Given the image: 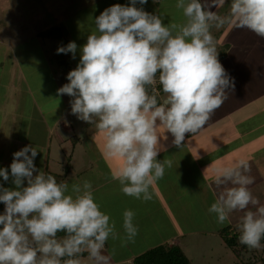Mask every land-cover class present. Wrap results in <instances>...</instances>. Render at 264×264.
Masks as SVG:
<instances>
[{"label":"clouds","instance_id":"clouds-1","mask_svg":"<svg viewBox=\"0 0 264 264\" xmlns=\"http://www.w3.org/2000/svg\"><path fill=\"white\" fill-rule=\"evenodd\" d=\"M137 3L147 0L115 4L96 17L97 31L88 36L79 64L67 74L69 83L57 94L72 97L71 114L95 123L104 133L106 155L122 159L112 173L121 191L150 201L151 185L163 178L165 166H172L171 160L157 159L158 126L181 148L186 134L202 129L229 99V90L234 92V79L218 59L211 29L232 24L264 38V0H231L230 14L223 17L210 9L225 0H177L186 21L168 25L161 16L137 8ZM76 51L75 42L57 49L73 58ZM157 82L165 94L162 102ZM37 154L30 145L15 152L10 171L16 190L0 185V202L5 205L0 214V264H81L84 252L93 264H110L102 252L106 241L111 237L120 239L122 246L134 243L139 231L135 213L124 211L121 237L115 222L110 223L95 202L91 182L73 184L72 194H67V183H57L54 176L36 168ZM217 171L219 194L209 213L223 225L230 213L244 212L238 223L239 243L259 249L264 205L250 191L255 182L250 164L240 160ZM0 177L8 181V169L0 168ZM250 205L255 212L248 210ZM59 232L66 235L58 239Z\"/></svg>","mask_w":264,"mask_h":264},{"label":"crops","instance_id":"crops-1","mask_svg":"<svg viewBox=\"0 0 264 264\" xmlns=\"http://www.w3.org/2000/svg\"><path fill=\"white\" fill-rule=\"evenodd\" d=\"M147 2L144 9L149 10L150 14L161 16L164 25L185 23L183 10L176 7L177 0H147ZM201 2L203 3L204 0ZM230 5L231 0H225L222 6L212 7L210 10L222 17L228 16ZM59 25L50 26L44 31L40 30L39 35ZM211 32L218 59L228 75L234 79L235 89L234 92L229 90V99L202 129L194 134H186L181 148L172 144L174 138L171 133H168L163 126H158L160 153L157 159L172 161L170 168L165 166L163 178L155 181L150 187L156 194L155 211L158 212L174 198L177 200L178 193L186 198L187 210L199 205L204 211H208L219 194V189L215 185V178L219 174L217 170L233 167L240 160L250 164V174L255 177V182L249 186L250 191L259 201V205H264V38L247 28H237L232 24H225L220 29L212 28ZM60 36L48 37L54 39ZM22 74L25 75L24 72ZM24 75L22 79L25 83L17 85L12 90L10 95L12 103L6 108L0 106V153L2 154H0V168L8 169L9 172V180L3 187L16 189L11 177L10 165L13 154L25 146L35 147L41 153L34 159L38 170L45 173L50 170L55 135H57V144L63 147L65 154L67 136L72 142L73 136L77 137L74 151L76 150L79 155L81 153L78 145L81 144L82 147L84 142L87 144L85 149L87 155L83 153L86 166H82V169L75 173L72 172L73 154L70 158V172L64 183L82 185L87 180L92 184L93 194L101 187L105 188L112 184L115 181L112 179V173L122 165V159L106 155L104 133L98 130L95 123L81 121V126H78L70 120L64 121L71 109L57 115L54 121L50 120L48 114H45L49 111L40 108L34 98L30 100L33 94ZM26 91L30 97L24 99L21 104V96H24ZM164 98L165 94L162 91L158 96V102H162ZM78 132H81V137L78 136ZM40 159L41 163L38 166L36 163ZM89 170L101 174L105 172V174L100 179H93L88 175ZM36 174L38 173L34 172L33 175ZM23 186H27L26 180ZM152 192L151 200L155 198ZM68 194H72L71 191ZM120 194L122 195L120 198L127 199L124 193ZM97 197L101 199L100 196ZM130 199L132 197L128 198L127 205ZM99 205L101 206L100 203ZM248 210L255 212L256 208L250 205ZM243 215L242 211H234L229 214L227 223L238 224ZM133 257L131 259L134 260Z\"/></svg>","mask_w":264,"mask_h":264},{"label":"rangeland","instance_id":"rangeland-1","mask_svg":"<svg viewBox=\"0 0 264 264\" xmlns=\"http://www.w3.org/2000/svg\"><path fill=\"white\" fill-rule=\"evenodd\" d=\"M115 4L130 6V0H0V106L6 108L12 103V90L25 83L22 79L24 72L33 96L30 97L26 91L24 96H21V104L28 96L30 100L34 98L40 108L49 111L44 112L52 121L57 115L71 109L70 101L73 98L66 94L58 95L57 90L69 83L67 74L79 64L82 46L86 44L88 36L97 31L96 17ZM147 4L148 2L143 5L137 3L136 7L148 12L149 10L144 9ZM57 24L60 25L55 32L59 31V38L51 39L49 35L43 37V33L39 35L40 30L44 31L45 28ZM69 42H75L77 45L75 58L72 53H57L59 47H65ZM68 120L81 126V120L71 114V111L64 118V121ZM77 134L81 137V132ZM56 140L57 135L52 147L50 171L65 174L66 165L70 163L73 154L72 172L75 173L82 169V166H86L83 160L87 147L85 142L82 147L81 144L78 145L81 153L79 155L74 151L75 142H72L69 136L65 144L66 154ZM38 154L41 155L40 152ZM40 163L41 159L37 160L36 165L39 166ZM95 165L97 166V163ZM89 171L88 175L93 179H100L105 174L95 170ZM5 182L0 177V185H5ZM71 187L72 184H69V189ZM120 193H123L121 185L115 180L93 194L95 202L101 204V211L109 215L110 223L115 222L116 231L121 237L125 235V210L135 213L133 222L139 229L134 243L130 242L126 246H122L120 239L113 240L110 237L106 241L102 252L110 257V264H135L131 259L133 256L167 243L183 248L192 264H238L241 260L264 264V239L261 240L259 249L237 254L219 233V229L226 226L228 221L223 225L218 224L215 214L204 211L199 205L187 210L186 198L181 193H178L177 200L174 198L161 207L159 212L155 211L157 205L154 192L153 200L145 203L132 197L128 205V198L131 196L126 195L127 199L124 200L120 198ZM97 195L101 199H98ZM257 196H260L259 193ZM79 259L81 264H93L88 258V253L79 256Z\"/></svg>","mask_w":264,"mask_h":264},{"label":"trees","instance_id":"trees-1","mask_svg":"<svg viewBox=\"0 0 264 264\" xmlns=\"http://www.w3.org/2000/svg\"><path fill=\"white\" fill-rule=\"evenodd\" d=\"M59 28V27H57ZM55 29L48 31L45 34L51 35L53 37L59 34L55 32ZM77 137L73 136V141L75 142ZM70 172V163L66 165V173H54L50 170L46 171V174L52 175L57 180V183L65 182L67 174ZM5 205L0 202V214H3ZM219 233L223 240L227 243L228 246L233 248V250L237 254H241L243 252H248L250 249L246 245H242L239 243L240 231L238 229V224H227L219 229ZM66 235L64 232L57 233V238L60 236ZM84 252L83 254H86ZM135 264H192V260L187 256L186 252L183 248L176 246V244H160L155 247H152L145 251L144 253L136 256L134 258ZM238 264H254L253 261H245L241 260Z\"/></svg>","mask_w":264,"mask_h":264},{"label":"built area","instance_id":"built-area-1","mask_svg":"<svg viewBox=\"0 0 264 264\" xmlns=\"http://www.w3.org/2000/svg\"><path fill=\"white\" fill-rule=\"evenodd\" d=\"M158 75H159V73H157V78H158ZM155 87L157 88V91L160 93V95H161V93H162V91H163V89H162V85H160L158 82H157V84L155 85ZM150 90H151V88H150Z\"/></svg>","mask_w":264,"mask_h":264}]
</instances>
